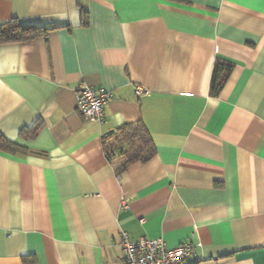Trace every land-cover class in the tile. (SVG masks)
<instances>
[{
    "label": "crops",
    "instance_id": "obj_1",
    "mask_svg": "<svg viewBox=\"0 0 264 264\" xmlns=\"http://www.w3.org/2000/svg\"><path fill=\"white\" fill-rule=\"evenodd\" d=\"M9 19L52 29L0 43V132L25 151L0 150V264H125L121 232L264 264V0H0ZM81 85L112 92L103 122ZM135 122L154 154L111 162L102 136Z\"/></svg>",
    "mask_w": 264,
    "mask_h": 264
},
{
    "label": "trees",
    "instance_id": "obj_2",
    "mask_svg": "<svg viewBox=\"0 0 264 264\" xmlns=\"http://www.w3.org/2000/svg\"><path fill=\"white\" fill-rule=\"evenodd\" d=\"M82 24H86V15L82 13ZM52 29L51 27L23 24L17 19H9L0 22V43L24 41L36 37H42ZM214 69L211 87L215 92L224 82L228 68L224 72ZM120 145L128 147V151L119 149ZM102 146L106 157L112 162L115 159L125 160L124 165L145 161L155 152V147L142 122H135L119 127L102 136ZM24 148L6 139L0 132V150L17 153L25 152Z\"/></svg>",
    "mask_w": 264,
    "mask_h": 264
},
{
    "label": "built area",
    "instance_id": "obj_3",
    "mask_svg": "<svg viewBox=\"0 0 264 264\" xmlns=\"http://www.w3.org/2000/svg\"><path fill=\"white\" fill-rule=\"evenodd\" d=\"M145 92L140 87L136 88L138 95ZM111 97L110 90L81 85L76 95L77 107L87 120L103 122L104 105ZM122 206L127 207L124 199ZM120 242L125 264H187L189 256H196L194 246L189 242L170 247L162 238L140 236L132 239L126 232L120 233Z\"/></svg>",
    "mask_w": 264,
    "mask_h": 264
}]
</instances>
